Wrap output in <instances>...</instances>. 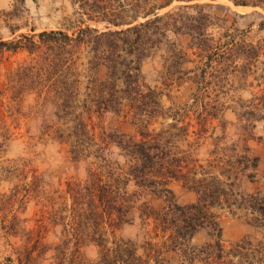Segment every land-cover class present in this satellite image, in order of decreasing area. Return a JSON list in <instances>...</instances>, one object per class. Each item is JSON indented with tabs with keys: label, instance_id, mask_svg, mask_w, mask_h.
I'll return each mask as SVG.
<instances>
[{
	"label": "rangeland",
	"instance_id": "1",
	"mask_svg": "<svg viewBox=\"0 0 264 264\" xmlns=\"http://www.w3.org/2000/svg\"><path fill=\"white\" fill-rule=\"evenodd\" d=\"M82 1L0 0V43L22 40V35L31 37L42 32L72 34L87 25L105 30L109 26L107 22L88 21L87 15L83 14L84 9H81L84 7ZM183 4H217L207 8L222 26L213 31L217 38L230 29L244 33L248 42L264 41V30L259 29L264 16L261 7H236L228 0H197ZM139 21L144 19L141 17ZM169 37L187 51L190 59L198 61L193 55L195 51L190 50L192 43L189 37L171 33ZM35 40L39 41V38L35 37ZM165 53L166 46H163L142 63V81L160 92L165 109H184L182 119H186L183 124L192 126L190 143L193 156L201 161L211 159V152L216 148L239 140L242 130L238 114L246 106L257 105L260 98L264 99V57L260 59L262 64L250 76H236L231 84L224 82L223 88L211 85L201 97L203 99L197 101V85L188 80L194 79V73L187 76L189 78L183 75L181 81L169 82L165 87L162 78ZM55 54L56 48L46 47L34 53L0 51V264H25L27 254L30 264H95L100 251L92 242L91 235L105 227L85 219L83 209L89 206L83 190L94 178L106 179L108 166L116 170L114 177L127 171L120 150L109 141L103 143L104 135L138 138L139 131L145 129L146 123L133 119L127 112L98 113L84 108L83 100L89 93L86 89L88 83L103 82L107 77L105 67L87 65L86 57L89 56L85 53L76 54V67L80 73L78 94L69 105L68 114L58 112L55 104L44 102L52 82L46 83L48 74L43 69ZM193 68V64L184 66L186 70ZM203 106L208 110L205 116L211 113L203 119L206 134L200 132L198 124L202 122L198 117ZM170 123L173 121L167 119L164 126ZM155 127L160 130L159 124ZM193 132H200L201 139ZM252 132L254 136L248 145L252 155L259 159V168L254 181L240 179V189L247 193L264 191V121L257 123ZM180 145L184 149L189 148L186 144ZM104 158L112 164L105 165ZM170 188L179 204L196 203L197 195L180 184L174 182ZM127 190L130 194L137 192L141 197L136 196L139 200L128 223L106 227L107 234L113 235L111 239L130 241L142 257L146 256L147 245L152 244L160 258L176 264L178 255L164 249L163 239L155 238L152 225L143 221L139 213L142 203L155 210L163 209L166 197L138 190L133 182L128 184ZM218 213L221 239L226 245H235L245 239L253 243L263 240V232L246 216L233 215L225 210ZM72 229L80 236H70ZM209 240L207 233L202 231L196 234L193 244L200 246Z\"/></svg>",
	"mask_w": 264,
	"mask_h": 264
},
{
	"label": "trees",
	"instance_id": "2",
	"mask_svg": "<svg viewBox=\"0 0 264 264\" xmlns=\"http://www.w3.org/2000/svg\"><path fill=\"white\" fill-rule=\"evenodd\" d=\"M128 1H82L84 7L81 9L88 21L107 22L109 26L105 30L87 25L72 34L42 32L31 37L22 35V40L0 43V51L34 53L41 47L56 48V54L43 71L48 74L46 83L52 82L44 102L55 104L58 112L68 114L69 105L76 100L80 73L75 58L79 52L89 56L86 57L87 65L102 66L107 70L103 82L88 83L84 108L98 113L127 112L133 119L146 123L138 138L104 135L103 143L109 141L120 150L127 171L114 177L116 170L111 169L108 165L112 163L104 158L103 162L108 166L106 179L94 178L83 190L89 206L83 209L85 219L105 227L91 235L100 251L95 264H170L160 258L152 244L147 245L146 256L142 257L130 241L111 239L113 235L107 234L106 227L128 223L139 200L136 196L141 197L137 192H128L130 182L138 190L166 197L163 209L155 210L142 203L139 213L143 221L152 225L155 238L163 239L164 249L178 255L176 264H264V191L247 193L239 186L242 177L254 181L258 175L259 159L252 155L248 142L254 136L252 129L264 121V99L260 98L257 105L246 106L238 114L242 134L237 142L216 148L211 152V159L201 161L191 152L192 126L183 124L186 119H182L184 109H165L160 92L146 85L141 76L142 63L166 46L163 84L168 87L169 82L174 84L181 81L183 75L189 78L187 76L194 73V79L188 80L197 85L196 99L199 101L211 85L223 88L224 82L229 85L236 76H250L262 64L264 41L248 42L244 33L230 29L217 38L213 31L222 26L207 11L208 7L217 4H183L197 0ZM228 1L236 7H261L264 10V0ZM176 2L179 4L174 6ZM172 6L170 11L162 13ZM141 17L144 21H139ZM259 29L264 30V16ZM170 33L189 37L190 50L195 51L193 55L198 61L190 59L187 51L172 42ZM187 64H193L194 68L184 69ZM202 109L198 117L202 122L198 124L200 132L206 134L203 119L211 113L209 111L210 114L205 116L208 110L205 106ZM167 119L173 123L165 127ZM156 124L160 130L156 129ZM200 132L193 134L200 135L201 139ZM181 143L189 148H182ZM174 182L195 193L196 203L179 204L170 188ZM220 210L246 216L263 232V240L253 243L245 239L235 245H226L221 239ZM202 231L210 240L196 246L193 240ZM70 236L79 237L80 234L72 229ZM39 242L36 241L37 245ZM28 259L27 254L25 264H30Z\"/></svg>",
	"mask_w": 264,
	"mask_h": 264
}]
</instances>
